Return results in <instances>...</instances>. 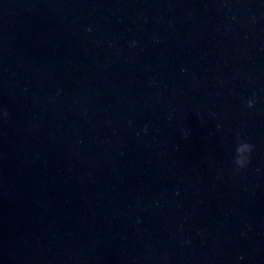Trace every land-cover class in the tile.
<instances>
[{
  "label": "water",
  "instance_id": "95a60500",
  "mask_svg": "<svg viewBox=\"0 0 264 264\" xmlns=\"http://www.w3.org/2000/svg\"><path fill=\"white\" fill-rule=\"evenodd\" d=\"M0 264H264V0H0Z\"/></svg>",
  "mask_w": 264,
  "mask_h": 264
},
{
  "label": "clouds",
  "instance_id": "9594fccd",
  "mask_svg": "<svg viewBox=\"0 0 264 264\" xmlns=\"http://www.w3.org/2000/svg\"><path fill=\"white\" fill-rule=\"evenodd\" d=\"M248 106L251 107L252 104H253V101L252 100H249L248 102ZM5 116L8 115V112L7 110H5V113H4ZM253 147L254 145H252L251 143L247 142V141H241L238 143L237 147H236V158H235V164L239 167V168H243L247 163L250 162L249 160V153H251V151L253 150ZM247 150V154L246 156H244L243 158H241L240 156V153L243 151V150Z\"/></svg>",
  "mask_w": 264,
  "mask_h": 264
}]
</instances>
